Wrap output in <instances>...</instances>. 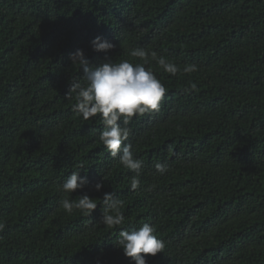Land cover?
Here are the masks:
<instances>
[{"label": "trees", "instance_id": "16d2710c", "mask_svg": "<svg viewBox=\"0 0 264 264\" xmlns=\"http://www.w3.org/2000/svg\"><path fill=\"white\" fill-rule=\"evenodd\" d=\"M97 36L115 48L93 51ZM77 49L144 64L166 88L126 126L144 162L135 190L99 116L65 98L83 82ZM76 171L87 185L61 191ZM106 192L123 201L119 226L100 222ZM84 195L91 215L61 207ZM144 223L165 243L147 264H264V0H0V264H133L119 232Z\"/></svg>", "mask_w": 264, "mask_h": 264}, {"label": "clouds", "instance_id": "9594fccd", "mask_svg": "<svg viewBox=\"0 0 264 264\" xmlns=\"http://www.w3.org/2000/svg\"><path fill=\"white\" fill-rule=\"evenodd\" d=\"M91 47L95 52L107 54L115 48V45L97 36L91 41ZM130 55L146 58L148 53L143 48H135L131 50ZM69 58L72 65H77L80 71L82 70L83 82L72 81L69 94L65 98L75 93L73 111L82 116L84 120L99 116L103 125L99 141L112 157L119 155V162L123 167L135 173L131 181V187L135 190L140 184L139 177L144 162L137 158L132 146L126 143L131 131L126 126L134 116L159 111L166 88L144 64H134L128 60L113 62L106 55L103 62L92 65L80 49L70 54ZM158 63L165 71L173 75L178 71L174 64L166 62L163 57L159 58ZM195 70V65L185 68V71ZM192 87L195 88V85ZM156 169L161 174L167 171L160 164L156 165ZM80 173V171L72 172L60 186L61 191L73 194L78 190H83L88 181L86 176L82 177ZM103 186L102 182L96 183L94 188L96 191H101ZM102 201L104 210L100 222L108 227L121 225L124 221V216L120 211L123 201L117 199L113 192H106ZM61 207L69 214L76 209L85 215H91L97 208V203L95 199L84 195L80 196L76 202L63 199ZM155 233V227L149 223H144L137 230H122L119 232L117 247L123 250L125 257L131 258L133 264H147L148 257H155L158 253H162L165 247L164 241L158 239Z\"/></svg>", "mask_w": 264, "mask_h": 264}]
</instances>
